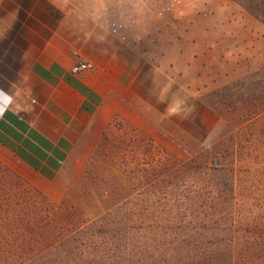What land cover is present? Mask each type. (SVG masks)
I'll use <instances>...</instances> for the list:
<instances>
[{
	"label": "rangeland",
	"instance_id": "374dc122",
	"mask_svg": "<svg viewBox=\"0 0 264 264\" xmlns=\"http://www.w3.org/2000/svg\"><path fill=\"white\" fill-rule=\"evenodd\" d=\"M95 8L162 70V56L172 65L193 60L189 78L198 85L190 82L196 87L182 94L171 86L170 102L156 109L167 122L136 134L155 141L148 147L160 169L196 158L192 179L203 201L215 190L204 209H132L131 264H142V256L146 264H264V0H103ZM112 137L118 142L117 133ZM116 146L111 158L94 155L63 197H51L0 161V214L32 209L26 189L52 205L65 203L81 219L105 214L122 203L131 183L139 192L153 167L145 165L143 142L128 151V163Z\"/></svg>",
	"mask_w": 264,
	"mask_h": 264
},
{
	"label": "crops",
	"instance_id": "0c3cea01",
	"mask_svg": "<svg viewBox=\"0 0 264 264\" xmlns=\"http://www.w3.org/2000/svg\"><path fill=\"white\" fill-rule=\"evenodd\" d=\"M101 3L0 0V161L51 197L66 195L115 120L163 125L171 86L185 92L107 25ZM80 61L93 69L72 73Z\"/></svg>",
	"mask_w": 264,
	"mask_h": 264
},
{
	"label": "trees",
	"instance_id": "16d2710c",
	"mask_svg": "<svg viewBox=\"0 0 264 264\" xmlns=\"http://www.w3.org/2000/svg\"><path fill=\"white\" fill-rule=\"evenodd\" d=\"M189 53V50L186 51L184 57L187 58ZM199 55L200 53H194L192 58L197 61ZM159 58L157 56V64ZM161 61L164 63L161 67L175 81L189 89L196 87L188 85L190 82L198 85L189 78L195 64L192 69H188V65L193 60L185 63V66L172 65L168 56L166 59L162 56ZM116 133L118 142L112 137V134ZM136 133V129L115 120L95 156H108L109 149L115 143L118 145L116 149H124L128 163V151L141 142L146 144L145 151L149 161L145 165L153 167H147L151 171L150 175L146 176L149 181L139 192H132L134 186L132 187L131 183L127 186L129 193L122 203L97 218L81 219L75 209H68L65 203L52 205L26 189L29 194L26 202L33 201L32 209H7L4 212L1 210L0 264H120L121 259L122 264H131L132 228L135 226L132 209H204L211 206V200L215 199V196H212L215 190L212 189V195L208 196L211 199L205 202L200 191L201 184H193L191 169L195 168L196 158L188 160L187 167L181 164L160 169L159 159L151 155L154 149L148 147L149 142L155 141L147 137L139 138ZM126 137L130 140L133 138L135 144L131 147L128 143L123 145L121 139ZM149 155L153 158L150 159ZM116 161L117 158L113 164H117ZM176 186H179V189ZM141 253H147L146 247ZM141 263L146 264L144 256L141 257Z\"/></svg>",
	"mask_w": 264,
	"mask_h": 264
},
{
	"label": "built area",
	"instance_id": "2783aa9c",
	"mask_svg": "<svg viewBox=\"0 0 264 264\" xmlns=\"http://www.w3.org/2000/svg\"><path fill=\"white\" fill-rule=\"evenodd\" d=\"M94 64L90 61H80L73 65L72 67V73L74 74H82L88 70L93 69Z\"/></svg>",
	"mask_w": 264,
	"mask_h": 264
}]
</instances>
